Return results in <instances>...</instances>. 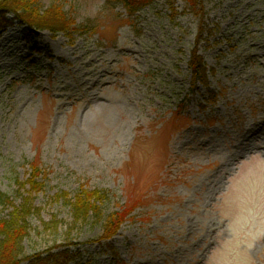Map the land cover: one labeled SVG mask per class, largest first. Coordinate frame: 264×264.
<instances>
[{"label": "rangeland", "instance_id": "374dc122", "mask_svg": "<svg viewBox=\"0 0 264 264\" xmlns=\"http://www.w3.org/2000/svg\"><path fill=\"white\" fill-rule=\"evenodd\" d=\"M40 4L92 28L0 34V190L32 197L18 264H264V0ZM33 163L44 189L18 192ZM80 186L110 191L105 217L133 206L113 237L73 223L57 195Z\"/></svg>", "mask_w": 264, "mask_h": 264}, {"label": "trees", "instance_id": "16d2710c", "mask_svg": "<svg viewBox=\"0 0 264 264\" xmlns=\"http://www.w3.org/2000/svg\"><path fill=\"white\" fill-rule=\"evenodd\" d=\"M122 1V0H121ZM152 2L154 0H123L126 5L135 3ZM197 0H189V6L196 8ZM196 10V9H195ZM27 27L26 39H34L41 30H50L54 33L73 32L79 28H92V23L77 24L60 6L53 5L47 10L41 9L40 0H0V34L13 26L14 20ZM203 30H200L199 38ZM37 50V45L32 47ZM50 56V54H48ZM189 66L195 77L201 82H206L208 68L202 55L197 52V47L192 50ZM42 170L37 163L32 164L30 177L26 181H16L17 191L29 187V194L44 189L45 183L39 181ZM39 178V179H38ZM22 202L14 205L10 196L0 190V204L4 207H12L13 210L4 218H0V264H18L25 257L23 241L28 235L27 218L31 211L32 197L20 195ZM23 196V197H22ZM71 209L73 223H85L88 219L103 220L104 230L102 237L109 239L119 230L121 224L132 212L133 206L111 212L107 217L102 214L104 204L110 197V191L103 188H85L80 186L76 191L69 193L61 191L57 195ZM103 216V217H102ZM26 259L31 264H68L70 256L67 252L62 254H48L43 256L41 252L27 255Z\"/></svg>", "mask_w": 264, "mask_h": 264}]
</instances>
